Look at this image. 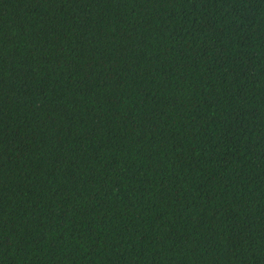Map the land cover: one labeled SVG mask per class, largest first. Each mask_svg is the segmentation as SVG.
<instances>
[{"label":"trees","instance_id":"trees-1","mask_svg":"<svg viewBox=\"0 0 264 264\" xmlns=\"http://www.w3.org/2000/svg\"><path fill=\"white\" fill-rule=\"evenodd\" d=\"M0 264H264V0H0Z\"/></svg>","mask_w":264,"mask_h":264}]
</instances>
